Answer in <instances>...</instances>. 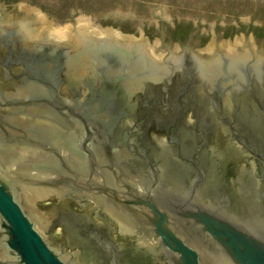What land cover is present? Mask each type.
Instances as JSON below:
<instances>
[{"label": "water", "instance_id": "95a60500", "mask_svg": "<svg viewBox=\"0 0 264 264\" xmlns=\"http://www.w3.org/2000/svg\"><path fill=\"white\" fill-rule=\"evenodd\" d=\"M21 1L0 0V34L15 33L19 44L35 48L34 55L71 51L63 62L25 57L29 49L23 48L20 61L30 70L36 62L58 61L80 78L94 67L123 65L124 87L131 92L171 76L189 53L200 78L218 80L225 90L264 77V26L256 22H241L228 34L218 27L206 32L199 18L194 27L187 20L183 26L176 15L175 25L168 22L169 9L163 8V16L155 12L156 23L139 30L138 14L125 6L99 23L70 11L68 25L57 30L51 18ZM256 13L264 17V8ZM23 76L16 96L0 105L13 110L1 117L0 264H77L50 241L38 206L53 194L69 193L100 200L126 227H144L167 264H264V176L261 186L242 190L237 205L199 161L181 158L187 179L166 185L153 166L144 171L124 160V135L115 131L123 117L114 101L98 99L94 110L89 101L74 106L58 95L57 82L41 79L44 74Z\"/></svg>", "mask_w": 264, "mask_h": 264}, {"label": "flooded vegetation", "instance_id": "af4514ba", "mask_svg": "<svg viewBox=\"0 0 264 264\" xmlns=\"http://www.w3.org/2000/svg\"><path fill=\"white\" fill-rule=\"evenodd\" d=\"M14 34H0V105L7 106L6 101L16 96V86L26 81L23 73H41L45 75L41 79L57 82L58 95L74 106L89 101L94 110L98 99L114 101V111L123 117L115 131L124 135V160L144 171L153 166L166 185L187 179L181 159L187 158L210 168L215 186L226 185L236 205L246 188L261 186L264 77L247 78L241 86L229 84L225 90L218 80L201 79L196 62L185 53L181 68L171 76L148 80L128 92L123 65L117 69L105 64L88 69L80 78L71 77L63 63L71 51L39 50L34 55L35 48L19 44ZM23 48L29 49L25 57L48 55L63 62H36L30 70L20 61ZM225 94L229 103L224 102ZM8 110L13 112L0 107V130L6 129L1 117ZM38 206L45 213L50 241L77 264H167L157 240L144 227H126L92 196L53 194Z\"/></svg>", "mask_w": 264, "mask_h": 264}, {"label": "rangeland", "instance_id": "374dc122", "mask_svg": "<svg viewBox=\"0 0 264 264\" xmlns=\"http://www.w3.org/2000/svg\"><path fill=\"white\" fill-rule=\"evenodd\" d=\"M21 3L27 9L41 10L46 19L54 21L52 25L57 30H64L68 25L70 11L99 23L106 14L116 13L125 6L138 14L136 28L139 30L156 23L155 12L163 16V8L169 9L165 16L168 22L175 25L176 15L183 26L187 20L194 27L199 18L206 32L218 27L228 34L238 30L241 22H256L259 29L264 26V17L256 13L257 8H264V0H22ZM58 232L59 229L55 234Z\"/></svg>", "mask_w": 264, "mask_h": 264}]
</instances>
